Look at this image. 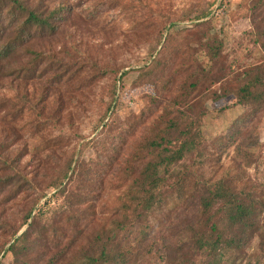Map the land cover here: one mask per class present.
<instances>
[{"label":"rangeland","instance_id":"374dc122","mask_svg":"<svg viewBox=\"0 0 264 264\" xmlns=\"http://www.w3.org/2000/svg\"><path fill=\"white\" fill-rule=\"evenodd\" d=\"M64 2L73 7L74 16L59 28L55 38L40 41L35 48L56 54L70 73L56 83L50 80L53 74L33 81L14 80L1 90L4 99L22 100L28 110L14 122L0 121V143L4 142L9 152L23 145L28 157L19 173L28 180L35 172L38 177L31 182L32 188L8 199L5 219L0 218V264H30L33 260L37 264H68L88 253V237L105 228L111 209L117 208L121 198V193L110 187L121 173L117 169L107 173L109 158L116 157L114 147L120 145L119 136L130 135L141 117L147 127L163 111H171L168 104L175 93L161 95L159 90L135 82L138 69L155 65L152 61L160 54L159 60L171 65L176 82L193 91L189 105L181 110L194 118L204 115V158L196 167L197 174L210 183L226 173L232 178L243 176L264 204V118L256 129L260 147L250 163L236 156L227 139L236 124L250 126L257 119L243 108L232 107L238 88L235 75L260 62L247 12L250 0ZM93 4L102 5V9L89 19L88 9ZM210 4V15L201 23L185 19L188 11ZM220 44L224 47L218 62L203 59L207 47ZM113 102V112L104 117ZM139 138L135 132L128 139L123 158L130 145H138ZM71 159L70 179L54 181L56 168ZM89 171L107 176H91L97 183L90 184L83 180ZM62 190L80 199L88 197V201L69 205ZM28 213L39 225L51 226L30 233L28 242L38 240L39 245L29 254L24 251V240L12 245L26 231L23 219ZM165 213H154L148 221L157 226L165 220ZM253 225L255 233L247 243L240 250L227 252L220 264H264V207ZM109 247V259H114L117 244ZM195 256L175 264H214L217 259Z\"/></svg>","mask_w":264,"mask_h":264},{"label":"trees","instance_id":"16d2710c","mask_svg":"<svg viewBox=\"0 0 264 264\" xmlns=\"http://www.w3.org/2000/svg\"><path fill=\"white\" fill-rule=\"evenodd\" d=\"M212 5L193 8L185 19L201 23L210 15ZM101 9L102 5L93 4L87 17L94 19ZM247 12L253 25L254 41L260 49V62L235 75L238 88L232 107L243 108L257 119L250 126L246 122L236 124L227 139L228 147L234 149L236 156L250 163L255 149L260 147L256 129L264 118V0H250ZM73 13V7L64 0H0L2 123L14 122L28 110L22 100L4 99L1 90L9 83L14 80L33 81L50 74H53L50 80L56 83L70 73L56 54L36 49L35 45L55 38L59 28L70 21ZM223 47V44L207 47L203 59L208 58L211 64L218 62ZM159 56L152 61L155 65L149 63L138 69L135 82L149 85L159 90L161 95L175 93L170 97L171 104H168L171 111L164 109L162 115L147 127L141 117L142 121L130 135L123 133L119 136L120 145L114 147L116 157L109 158L107 171L117 169L121 173L110 184L112 189L121 193L119 205L111 209L105 228L93 234L92 238L88 237L87 247H91L88 253L68 264H175L179 259L189 262L199 254L215 256L214 264H220L227 252L231 254L240 250L249 236L255 233L254 217L264 207L257 190L246 185V180L240 175L232 178L226 173L210 183L203 175L197 174L196 167L204 158V115L194 118L181 110V107L189 105L193 91L176 82L171 65L162 63ZM113 103L108 105L104 117L113 112ZM135 132L140 135L139 143L130 145L123 158L128 139ZM3 143H0V176L3 174L0 177V218L5 219L8 199L12 194L19 196L32 188L31 182H35L38 175L35 172L28 180L19 173L28 157L23 145L9 152ZM72 163L71 159L64 167L58 166L53 173L54 181L67 179ZM107 173L89 171L83 175V180L97 183L91 176L105 179ZM37 185L35 183L34 186ZM62 197L69 205L71 202L83 204L88 201V197L80 199L64 190ZM161 210L166 212L165 220L157 226L151 224L148 218ZM31 216L28 213L24 217L23 225L28 227L12 244L24 240V251L28 254L35 250V244L39 245L38 240H33L35 244L28 242L30 233L51 229L49 225H39ZM112 243L117 244L118 250L114 259H109V245ZM154 249L158 250L154 252ZM33 261L30 264H37Z\"/></svg>","mask_w":264,"mask_h":264}]
</instances>
